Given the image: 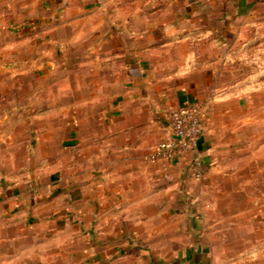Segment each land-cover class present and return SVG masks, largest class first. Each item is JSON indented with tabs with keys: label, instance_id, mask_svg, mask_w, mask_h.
I'll list each match as a JSON object with an SVG mask.
<instances>
[{
	"label": "crops",
	"instance_id": "crops-1",
	"mask_svg": "<svg viewBox=\"0 0 264 264\" xmlns=\"http://www.w3.org/2000/svg\"><path fill=\"white\" fill-rule=\"evenodd\" d=\"M19 1L3 69L64 81L0 83V264H264L262 117L225 78L264 0ZM190 103L199 180L144 159Z\"/></svg>",
	"mask_w": 264,
	"mask_h": 264
},
{
	"label": "rangeland",
	"instance_id": "rangeland-1",
	"mask_svg": "<svg viewBox=\"0 0 264 264\" xmlns=\"http://www.w3.org/2000/svg\"><path fill=\"white\" fill-rule=\"evenodd\" d=\"M19 0H0V54L5 52V45L2 41L11 37L17 38V19L21 13ZM14 31V32H13ZM253 37L241 43H237L230 54L228 64L231 72L225 78L230 80L227 85H231L232 93L236 95L244 94L249 99L248 114L250 116H260V122L256 119L249 123L250 131L258 127L264 128V23L260 22L249 31ZM8 61V55L0 57V83L8 84L13 82L48 84L52 82H63L64 75L52 74L46 76H36L34 71H29L23 76H19L17 70H4L2 65ZM47 94V91H44Z\"/></svg>",
	"mask_w": 264,
	"mask_h": 264
},
{
	"label": "built area",
	"instance_id": "built-area-1",
	"mask_svg": "<svg viewBox=\"0 0 264 264\" xmlns=\"http://www.w3.org/2000/svg\"><path fill=\"white\" fill-rule=\"evenodd\" d=\"M204 109L203 103H190L170 110L167 114L170 138L149 144L144 159L154 163L189 154L191 175L196 180L201 179L207 171V164L197 151Z\"/></svg>",
	"mask_w": 264,
	"mask_h": 264
}]
</instances>
